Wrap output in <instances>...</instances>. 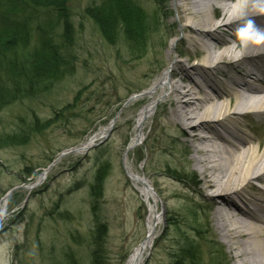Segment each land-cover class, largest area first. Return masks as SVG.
<instances>
[{"label":"rangeland","instance_id":"rangeland-1","mask_svg":"<svg viewBox=\"0 0 264 264\" xmlns=\"http://www.w3.org/2000/svg\"><path fill=\"white\" fill-rule=\"evenodd\" d=\"M100 1L67 3L73 27V72L47 91L0 111V135L13 132L18 125L26 128L35 118L45 123L30 133L25 144L0 147V202L4 200L5 205L0 222V264H65L68 254L79 264H88L97 224L104 226L105 264H125L145 237L146 204L126 175L123 156L135 134L138 112L151 101L148 89L163 71L171 70L167 53L176 57L175 44L186 34L180 30L174 0H136L156 18V25L142 55L133 58L121 37L115 43L108 42L85 13ZM35 15L41 20L45 11ZM179 47L201 56L202 51L189 43L182 42ZM195 57L191 62L198 61ZM135 93L140 95L121 108ZM162 100V96L157 97L154 113L144 124L143 141L127 152L130 168L149 179L160 197L164 215L142 264H173L175 230L187 228L191 220L202 232L195 238L200 263L234 264L215 232L211 208L206 204L196 207L187 196L171 193L176 187H194L195 178L200 176L181 143L170 137L179 133L161 128ZM113 117L115 122L104 142L80 153L67 151L107 127ZM244 132L257 135L256 124L249 121ZM105 160L109 170L101 196L94 198L90 194L94 173ZM48 166L44 179L36 182ZM169 170L193 174V178L178 179ZM25 172L31 173L27 176ZM170 218L176 228L167 225Z\"/></svg>","mask_w":264,"mask_h":264},{"label":"bare ground","instance_id":"bare-ground-1","mask_svg":"<svg viewBox=\"0 0 264 264\" xmlns=\"http://www.w3.org/2000/svg\"><path fill=\"white\" fill-rule=\"evenodd\" d=\"M174 6L186 35L175 44L176 57L167 53L171 70L163 71L148 89L151 101L138 112L128 145L143 141L144 124L162 96L160 126L179 133L170 137L181 143L200 176L194 187H176L172 195L187 196L196 207L211 208L215 232L234 264H264V43L249 41L245 46L237 35L249 19L264 31V0H174ZM182 42L202 51L194 58L198 61L191 62L196 52L177 49ZM249 121L256 124L257 135L244 132ZM108 128L67 151L84 152ZM129 150L124 153L123 167L145 201L147 214L145 237L125 264H142L164 215L149 179L130 168Z\"/></svg>","mask_w":264,"mask_h":264},{"label":"trees","instance_id":"trees-1","mask_svg":"<svg viewBox=\"0 0 264 264\" xmlns=\"http://www.w3.org/2000/svg\"><path fill=\"white\" fill-rule=\"evenodd\" d=\"M68 2L0 0V111L14 102L47 91L73 72V27ZM40 10L45 11L41 20L35 15ZM85 10L108 42L115 43L121 37L133 58L142 55L156 25V18L148 15L136 0H101ZM43 127L45 123H40L36 118L26 128L18 125L13 132L0 135V147L23 145L30 133ZM108 170L106 160L96 168L93 177L95 184L90 191L92 197L101 196L102 183ZM169 171L178 179L193 178V174ZM30 173L25 172L27 176ZM171 219H168L167 225L175 226L176 222ZM196 223L191 220L185 229L175 226L172 246L176 245L177 248L174 246L175 254L171 253L173 264H201L195 238L202 232ZM103 230V225H96V234L92 239L94 247L88 264H105ZM65 264L79 262L73 254H68V263Z\"/></svg>","mask_w":264,"mask_h":264},{"label":"clouds","instance_id":"clouds-1","mask_svg":"<svg viewBox=\"0 0 264 264\" xmlns=\"http://www.w3.org/2000/svg\"><path fill=\"white\" fill-rule=\"evenodd\" d=\"M261 11H264V9H261ZM237 35L245 46L249 41L256 44L264 43V31H261L251 19L239 28Z\"/></svg>","mask_w":264,"mask_h":264},{"label":"water","instance_id":"water-1","mask_svg":"<svg viewBox=\"0 0 264 264\" xmlns=\"http://www.w3.org/2000/svg\"><path fill=\"white\" fill-rule=\"evenodd\" d=\"M140 94H133V95H131V96H129L128 98H127V100L125 101V103L122 105V107L121 108H123L124 106H126L127 104H129L133 99H135L137 96H139ZM115 122V117L112 119V121H111V124H113ZM108 135V134H107ZM107 136H105L104 137V139L106 138ZM130 147V146H129ZM128 147V148H129ZM127 148V149H128ZM14 188H12V189H10L9 191H8V193L6 194V196H5V198L9 195V193L10 192H12V190H13Z\"/></svg>","mask_w":264,"mask_h":264}]
</instances>
